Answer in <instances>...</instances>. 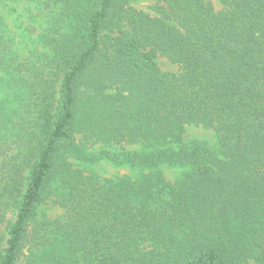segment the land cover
Wrapping results in <instances>:
<instances>
[{
    "label": "trees",
    "instance_id": "obj_1",
    "mask_svg": "<svg viewBox=\"0 0 264 264\" xmlns=\"http://www.w3.org/2000/svg\"><path fill=\"white\" fill-rule=\"evenodd\" d=\"M23 1L24 53L0 17V264H264V0Z\"/></svg>",
    "mask_w": 264,
    "mask_h": 264
},
{
    "label": "rangeland",
    "instance_id": "obj_2",
    "mask_svg": "<svg viewBox=\"0 0 264 264\" xmlns=\"http://www.w3.org/2000/svg\"><path fill=\"white\" fill-rule=\"evenodd\" d=\"M216 9L221 6L217 0H212ZM155 3V0H136L133 5L134 7L141 10H150V7ZM36 8L29 4V2L23 0H0V17L4 21L6 27L14 33V48L19 52H25L23 44L30 37L32 32V26L34 21L31 20V15L35 14ZM21 21L25 31H19L16 24ZM29 45H26L28 47ZM158 67L162 71H176L177 67L172 64L167 58L163 56L157 57ZM7 95V90L4 86H0V105ZM185 135L192 138L207 139L209 141H214V133L210 129L202 128L200 126H187ZM95 170L102 176H114V175H124L129 172L127 167L115 166L108 161H100L92 166ZM166 175L168 178L172 177V171L167 170ZM63 214V209L54 204L50 199L45 200L43 204L40 205L37 214L35 216V221L40 220L45 217L52 219ZM8 219L13 221V214L8 213ZM22 264V263H21Z\"/></svg>",
    "mask_w": 264,
    "mask_h": 264
}]
</instances>
